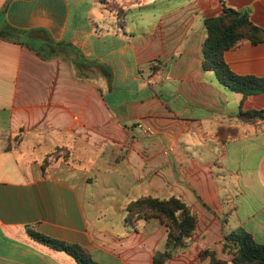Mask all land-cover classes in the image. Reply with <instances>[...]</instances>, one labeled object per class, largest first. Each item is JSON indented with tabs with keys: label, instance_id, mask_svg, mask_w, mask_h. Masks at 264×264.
<instances>
[{
	"label": "crops",
	"instance_id": "1",
	"mask_svg": "<svg viewBox=\"0 0 264 264\" xmlns=\"http://www.w3.org/2000/svg\"><path fill=\"white\" fill-rule=\"evenodd\" d=\"M156 1L128 29V12ZM222 4L264 27V0H0V29L42 28L64 46L40 57L0 35V264H78L27 228L79 243L98 264H152L165 225L122 221L142 194L178 195L196 213L188 246L165 264H202V248L228 258L222 235L236 227L264 241V114L236 117L264 108V89L242 96L201 66L204 18ZM222 56L237 74H264V42ZM218 125L238 134L221 139ZM57 146L69 155L42 171Z\"/></svg>",
	"mask_w": 264,
	"mask_h": 264
},
{
	"label": "trees",
	"instance_id": "2",
	"mask_svg": "<svg viewBox=\"0 0 264 264\" xmlns=\"http://www.w3.org/2000/svg\"><path fill=\"white\" fill-rule=\"evenodd\" d=\"M121 19L118 13V20ZM205 34L200 44V60L203 69L211 70L216 80L242 96L264 89V74H237L223 59V51L243 40L252 43L264 42V27L252 22L246 11L222 4L220 12L204 18ZM42 28H20L7 25L0 29V35L15 40L34 51L40 57L58 55L64 48L61 41L45 34ZM76 55L79 51L68 45ZM75 62L74 59H72ZM264 114V108H239L236 117L241 121L253 122ZM216 133L221 139L234 137L238 130L234 126L218 125ZM69 155L64 147H55L42 159V171L51 158H66ZM155 217L165 225V238L161 248L154 249L152 264H165L167 259L186 248L196 221L195 211L178 195L170 194L158 197L142 194L128 200L123 206V224L135 229L140 219ZM33 239L54 249H60L71 255L78 264H98L88 250L76 242L59 240L27 228ZM221 247L228 258L218 257L213 249L202 248L198 251L202 264H264V241L253 238L243 227H236L222 235Z\"/></svg>",
	"mask_w": 264,
	"mask_h": 264
},
{
	"label": "rangeland",
	"instance_id": "3",
	"mask_svg": "<svg viewBox=\"0 0 264 264\" xmlns=\"http://www.w3.org/2000/svg\"><path fill=\"white\" fill-rule=\"evenodd\" d=\"M148 5H144V6H140V7H135L132 11L128 12V16L131 18H134L133 21L131 23H129L128 25V29H132V30H139L140 28L137 25L138 20L142 21L143 19H149V18H153L152 17V12L158 8L159 6V2H147ZM83 8V7H82ZM92 18L94 19V21L96 20L97 22L100 20L98 19L99 17L95 16V14H93ZM111 17L109 16H105L104 18V22H111ZM137 21V22H135ZM76 58L79 60H84L83 57H81L80 53L78 52L76 54ZM88 71V70H87ZM91 76V75H90ZM51 147V142H44V143H40L39 147L37 148V150L39 149L41 152L42 151H47L49 150V148ZM102 200H98L99 203H101ZM107 222V221H106ZM108 222H115L114 220L112 221H108Z\"/></svg>",
	"mask_w": 264,
	"mask_h": 264
},
{
	"label": "built area",
	"instance_id": "4",
	"mask_svg": "<svg viewBox=\"0 0 264 264\" xmlns=\"http://www.w3.org/2000/svg\"><path fill=\"white\" fill-rule=\"evenodd\" d=\"M135 125L138 126L142 130V132H144V133L150 132V129L148 127L142 125L141 122H136Z\"/></svg>",
	"mask_w": 264,
	"mask_h": 264
}]
</instances>
